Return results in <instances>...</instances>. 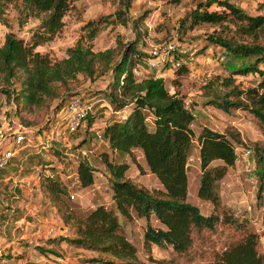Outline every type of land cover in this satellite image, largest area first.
Listing matches in <instances>:
<instances>
[{"label": "trees", "instance_id": "16d2710c", "mask_svg": "<svg viewBox=\"0 0 264 264\" xmlns=\"http://www.w3.org/2000/svg\"><path fill=\"white\" fill-rule=\"evenodd\" d=\"M129 1L122 0L123 6L127 7ZM179 1L169 0L172 3ZM8 2L23 14V21L35 20L28 28L27 38L9 30L0 42V90L6 91L7 97L12 94L16 105L21 109H33L50 99L55 100L51 106L58 111L73 94L68 85L78 74L93 80L104 73L109 78L100 90L111 109L128 107L123 117L110 115L99 126L107 144L96 153L95 163L82 156L74 169L79 185L86 187L94 181V167L100 165L107 175L109 204L97 203L85 212L76 211L66 198L65 186L54 177L41 174L40 185L62 223L46 242L57 244L65 240L76 248L96 252L97 255L86 259L88 264H146L138 258L135 246L123 228L135 218L143 219V248L151 250L152 246L167 245L177 253L186 251L193 234L201 229H212L216 224L243 225L242 219L239 221L228 207L220 205L217 191L218 180L234 163L236 146L244 143L240 132L231 125L219 131L200 123H195V131L192 125L196 121L184 97L176 89L166 87V81L173 82L174 77L156 75L154 69L140 74L134 71L142 57L135 48L139 36L137 19L131 22L136 33L133 39L124 43L116 41L114 46L98 50L91 49L89 40L95 35L101 19H89L81 25L85 36L79 35L65 48L64 57L54 59L35 47L51 39L61 28L70 0H0V22L5 21ZM211 3L219 9H209ZM258 6L261 11L251 14L230 0H195L179 22L185 29L202 23L214 25L201 37L202 44L194 49V53L215 44L227 57L225 67L229 73L213 75L207 81L208 88L200 95V102L215 105L226 113L232 109L245 110L264 133V0ZM113 15L114 21L125 22L121 9H115ZM111 21L113 19L108 22ZM181 54L185 55L172 50L160 65L161 69L178 61L177 69L172 72L187 71ZM246 73L255 75L249 85L233 82L234 74ZM14 77L19 80V88L10 93L2 85L11 84ZM84 118L85 133L91 124V116L87 112ZM77 130L79 127L69 133ZM80 136L72 146L76 147L85 138ZM194 147H197L198 157L196 195L209 201L207 213H202L187 197L186 159ZM134 150L140 151L146 170L157 178L158 189L149 190L135 182L128 174L130 164L123 157L116 158L119 154L132 157ZM253 156L257 193H264V144L253 146ZM214 160L220 162L211 164ZM46 162L50 166L49 161ZM135 164L141 171V163L136 161ZM261 223L264 224V211ZM258 242V234L247 230L238 238L227 241L211 260L198 264H264V253L258 251Z\"/></svg>", "mask_w": 264, "mask_h": 264}, {"label": "rangeland", "instance_id": "374dc122", "mask_svg": "<svg viewBox=\"0 0 264 264\" xmlns=\"http://www.w3.org/2000/svg\"><path fill=\"white\" fill-rule=\"evenodd\" d=\"M230 1L248 13L255 14L261 11L258 4L263 0ZM194 2L195 0H180L177 3L169 2V0H130L129 5L124 7L122 0H70L69 8L62 17L61 28L53 34L51 39L35 47L39 51L47 52L54 59H60L65 56L67 46L72 45L79 35L84 34L85 36V30L81 29V25L85 21L97 17L101 20L97 24L98 29L95 35L89 40L91 49L98 50L114 46L116 41L124 43L133 39L136 33L131 22L137 19L136 31H139V36L135 48L139 56L142 57L134 71L137 73L141 71L142 73L151 69L147 64L151 47L162 45L168 40H173L176 43V50L181 45L186 46L187 49L181 52L185 55L179 56L181 61H184L188 66V70L179 74L172 72L174 81H166V87L169 90L176 89L184 97L186 105L190 107L198 120H205L221 129L231 125L229 124L230 120H237V126L243 130L245 141L238 146L239 149L236 148L234 163L228 166L227 170L229 171L226 170L217 184L220 205L228 207V210L233 212L239 221L242 219L243 225L234 227L228 224H216L212 229H201L193 234L189 248L184 252L177 253L167 245L153 246L151 250L143 248L139 238L143 221L139 223L133 220V222L123 225V228L127 229L128 235L126 233V236L134 244L138 258L146 264H198L209 261L216 252L223 248L227 241L238 238L247 230H253L258 234L257 249L264 253V224L261 223V214L264 211V193L262 191L257 193L258 178L254 171L253 156V146L264 144V133L258 129L254 119L245 110L232 109L230 113H226L215 105L200 102V95L204 93V89L208 88L207 81L215 74L225 76L229 72L225 67L227 57L217 45L210 44L205 50L194 53L198 49L197 47L202 44L201 37L214 27V25L202 23L191 29H185L180 25L179 19L194 5ZM118 8L124 14L125 22L123 24L114 21L116 18H114L113 12ZM208 8L219 9L215 3H211ZM4 17L5 21L0 22V41L3 34L9 30L27 38L28 28L35 23L34 19L23 21V14L11 2L6 3ZM106 19L107 22H105ZM109 19H113V21L108 22ZM175 49L174 51H176ZM194 49L196 50L194 51ZM190 51H193V54H189ZM221 55H223L222 58H220ZM171 68L172 71L177 69L176 66L171 65L165 69L164 73L171 75ZM254 76L252 73L234 74L233 82L246 86L251 83ZM108 78L109 76L107 77L103 73L101 76L89 80L78 74L77 78L68 85L71 90L70 93L89 97L95 92H100ZM2 87L13 93L19 88V80L14 77L11 84H3ZM10 95L7 97L6 91L0 90V130L4 131L9 126L17 124L25 130L28 139L25 140L26 145L17 150L11 162L0 170L1 177L15 176V180L9 177L7 180L0 181V253H2L3 248H6L4 244L7 236L11 237L7 240H11L10 243L14 248L20 249L18 250L20 252H16V250L12 253L6 252L8 256L4 253L0 254V264L25 262L28 264H88L86 259L97 255L96 252L76 248L65 240L57 244L48 243L46 238L49 236L40 233V229L47 225L54 226L56 224L55 208L51 207L48 194L40 185V180L41 174H47L64 185L66 198L76 211L85 212L92 204H109L110 194L107 175L101 167H94L96 170V172L94 171V181L86 187L79 185L74 173L77 160L82 156L85 157L86 161L95 163V155L102 145L96 148L88 145L90 141L96 143L99 140L93 133L97 124L93 123L92 128L84 133V118L79 130L69 133L64 128L62 112L60 109L54 111L51 106L55 100L45 99L33 109H21L20 105H16L12 94ZM90 119L92 120V116ZM195 123L200 122H194L192 125L196 131ZM80 135L85 136L82 139V142L84 141L82 146H88V149L93 148L91 152H87L84 147L82 148L85 150V154L73 149L75 147V145L72 146L73 141H76ZM242 147L250 149L249 156L242 155L240 150ZM22 154L26 156L22 157ZM122 157L130 164L128 174H132L133 170L142 174L140 179L149 190L160 187L157 178L142 169L141 164H144V160L140 152L134 150L132 157L125 154L116 155L118 159ZM193 158L194 156L186 168L190 188L194 183V176H196V180L198 178L197 168L193 166L196 159L193 161ZM46 161H49L52 168H49L50 166L47 165ZM136 161L141 163V171L136 167ZM219 162V160H214L211 164ZM131 169L133 170L131 171ZM39 172L41 173L38 174ZM19 182L27 184L30 188L26 195L19 194V198L23 197L25 201H28L33 198L34 194L36 196L34 200L29 201L30 205L24 211L19 205L10 204V200L14 199L11 198V195L17 193V190H21L22 186H17ZM228 192L231 193L232 200L230 201L235 207L229 206L222 200V198L225 201L229 200L226 194ZM199 208L202 213L209 212L203 205H200ZM219 209L220 206L217 210ZM5 212L8 214L4 215ZM20 216L25 217L29 223H33L31 229L35 230V234L25 235L30 231L29 227L21 233L22 229L18 225L19 222L14 221ZM151 223H154V220L151 219ZM20 234L25 236L20 237ZM28 237H30V241H28ZM22 245L26 249L21 251ZM39 247L43 248L44 251L40 250ZM16 254H21L23 260L17 259L16 262L14 260Z\"/></svg>", "mask_w": 264, "mask_h": 264}, {"label": "crops", "instance_id": "0c3cea01", "mask_svg": "<svg viewBox=\"0 0 264 264\" xmlns=\"http://www.w3.org/2000/svg\"><path fill=\"white\" fill-rule=\"evenodd\" d=\"M1 41H2V38H1ZM0 41V42H1ZM152 70L154 69V71H155V74L156 75H161V76H163V77H172V68H171V75L170 74H166V73H164V71H165V69H161V67L160 66H154V67H152L151 68ZM147 71H151V70H145L144 72H147ZM138 72H140L141 73V71H138ZM140 73H138V74H140ZM104 86H105V83H104ZM104 86H102V89L104 88ZM97 88H100V87H97ZM86 97V96H85ZM87 98H91L92 100H93V106H92V108L90 109V112H89V114H90V116H92V120H91V124H90V126H89V129H91L92 128V124L93 123H95V124H97L96 126V128L94 129V134L96 133V132H99V126H101L103 123H104V120L107 118V117H109L110 115H114L115 117H123L125 114H126V112H127V110H128V107H124V108H122L121 110H112L111 109V106L109 105V103L107 102V100H106V98H105V96L103 95V93L100 91V92H95L94 94H92V95H89V97H87ZM194 115V114H193ZM194 119L196 120V122H200L201 124H203V125H207V126H210V127H212V128H214V129H216V130H222L221 128H219V127H217L216 125H215V123H213L215 126H213L212 124H209V123H207L205 120H198L196 117H195V115H194ZM229 124H231V125H233V126H235L237 129H238V131L240 132V134H241V138L245 141V137L243 136V130L240 128V127H238L237 126V124H238V121L237 120H230L229 121ZM78 139H79V137H78ZM96 141V140H95ZM84 142V141H83ZM82 141L76 146V147H74L73 149L74 150H78L79 152H81V151H85L82 147H84L86 150H87V152H91V150H93V148L95 147H98L99 145H102V147H105L106 146V141L101 137V138H99V140L98 141H96V143H94V141L91 143V141L89 142L90 144L88 145L89 147H93V148H90V149H88L89 147L88 146H82V143H83ZM75 143V142H74ZM138 151V150H137ZM138 152H140V151H138ZM16 154V153H15ZM15 154L10 158V162H11V160H12V158H14V156H15ZM22 157H25L26 155L25 154H22L21 155ZM82 156V155H81ZM191 156L193 157L194 156V158H193V161H194V159H196V161L193 163V166L194 167H196L197 168V174H198V157H197V147H194V149H193V154L191 153ZM127 161V160H126ZM9 162V163H10ZM128 162V161H127ZM129 163V162H128ZM143 167H142V169L143 170H145V171H147L146 170V167L144 166V164L142 163L141 164ZM98 167H101L100 165L98 166ZM133 169H131V171H132ZM227 171H229V170H227ZM150 173V172H149ZM228 173V172H227ZM146 174H148V173H146ZM151 174V173H150ZM229 174V173H228ZM141 175L142 174H140L138 171H136V170H133V172H132V174H129V176L130 177H132L133 178V180L135 181V182H137L138 184H140V185H142V186H144V187H147L146 186V184L140 179L141 178ZM186 176H187V197H188V200H190L192 203H194V204H196L198 207H200V205H203V207H205L208 211L210 210V203H209V201H207V200H205V199H201V198H199L197 195H196V186H197V180H196V176H194L195 177V180H194V183H192V185H191V188L189 187V177H188V174H187V170H186ZM9 177H11L12 178V180H15L14 178H15V176L14 177H12V176H7V177H1L0 176V181L1 180H7ZM155 178V177H154ZM158 184H159V182H158ZM17 186H22L21 187V190L19 191V190H17V193H14L13 195H11V198H14V199H12V200H10L11 201V203L10 204H14V205H19L21 208H23L22 209V211H24L26 208H27V206L28 205H30L29 204V201L31 200V199H35V194L33 195V198H31L30 200H28V201H25V199L23 198V197H21V198H19V194H25L26 195V192L30 189L29 187H28V185L27 184H23V183H21V182H19V183H17ZM227 194V197L229 198V200L228 201H225V199H223L222 198V200H224V202H226V204H229V206H232V207H235V205H233L232 203H231V201L230 200H232V197H231V193H226ZM193 197V198H192ZM193 200H192V199ZM111 201V199H110V197L108 198V202H110ZM93 205V204H92ZM91 205V206H92ZM24 206V207H23ZM52 207V206H51ZM5 214H8V213H4V215ZM18 218V217H17ZM55 218V225L54 226H56L58 229H59V227L60 226H62V223H61V221H60V219L57 217V215L54 217ZM15 222H19L18 223V225L20 226V229H22V231H21V233L26 229V228H28L29 227V229H30V231L28 232V233H24L25 235H27V236H31L32 234H35V230L34 229H31V224H33V223H29L27 220H26V218L25 217H23V216H20L18 219H15L14 220ZM134 221H136V222H139V223H141L142 221H143V219L142 218H135L134 219ZM22 222V223H21ZM6 223V222H5ZM135 223V222H134ZM126 227H127V225H126ZM129 229H131V227H128ZM142 230V229H141ZM124 231H125V233H127V235H128V231H127V229L126 228H124ZM24 234H20L19 236L21 237V236H25ZM9 238H11L10 236H7V239H9ZM30 237H28V241H30V239H29ZM139 238H140V245H141V231H140V234H139ZM7 239H5V246H6V248L4 249H2V253H6V252H11L12 253V251H14V250H16V252L18 251V250H20V249H18V248H14V246L10 243V241L9 240H7ZM63 241V240H62ZM11 244V245H10ZM20 248V247H19ZM153 248V246L151 247V249ZM26 249V247L25 246H21V251L22 250H25ZM79 249H82V248H79ZM18 252H20V251H18ZM11 258H13V257H11ZM10 258V259H11ZM17 259L19 260V259H22V255L20 254V256L19 257H16V258H14V260L17 262ZM2 260V259H1ZM23 260V259H22Z\"/></svg>", "mask_w": 264, "mask_h": 264}, {"label": "built area", "instance_id": "2783aa9c", "mask_svg": "<svg viewBox=\"0 0 264 264\" xmlns=\"http://www.w3.org/2000/svg\"><path fill=\"white\" fill-rule=\"evenodd\" d=\"M176 48V43L173 40H168L162 45H157L150 48V56L147 58V64L150 67L160 66L171 54V51ZM187 49L186 46L181 45L177 48L179 52H184ZM223 55L220 56L222 58ZM178 61H174L172 66H177ZM93 106V100L91 98L84 97L78 93H73L64 101L60 108L62 112V118L64 119V128L67 132L74 131L80 127L82 120L86 113L90 111ZM101 138L100 132L95 133V137ZM28 139L25 130L20 125L9 126L6 130H0V168L5 167L10 158L20 149L26 145L25 140ZM237 149L238 146H236ZM242 155L249 156L250 149L248 147H242L240 149ZM81 154H85V151H81ZM192 160V156L189 155L186 159V165ZM70 196H72L70 194ZM58 231V228L53 225H47L43 229H40V233L44 235H52Z\"/></svg>", "mask_w": 264, "mask_h": 264}]
</instances>
